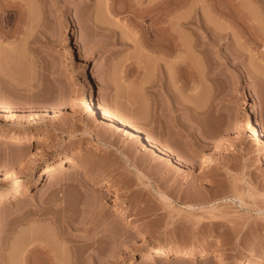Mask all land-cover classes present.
<instances>
[{"label":"rangeland","instance_id":"obj_1","mask_svg":"<svg viewBox=\"0 0 264 264\" xmlns=\"http://www.w3.org/2000/svg\"><path fill=\"white\" fill-rule=\"evenodd\" d=\"M130 1H24L36 18L26 4L2 11L0 133L42 139L0 140V191L16 189L0 202V264H49L45 242L66 243L68 264H220L203 251L249 264L264 255V146L251 126L257 113L264 129V0H175L173 9ZM234 1L238 20L216 18L214 6ZM181 54L195 62L192 75L183 71L189 82L178 77ZM92 98L174 156L159 158L93 110ZM62 157L82 165L40 177ZM159 243L196 253L143 263Z\"/></svg>","mask_w":264,"mask_h":264},{"label":"bare ground","instance_id":"obj_2","mask_svg":"<svg viewBox=\"0 0 264 264\" xmlns=\"http://www.w3.org/2000/svg\"><path fill=\"white\" fill-rule=\"evenodd\" d=\"M1 1V3H0V31L2 30V25H3V12L5 11V10H7L8 8L7 7H12V6H23V4H24V1L25 2H27V1H30L31 2V0H22V1H19V0H0ZM130 1V0H129ZM217 0H215V2H214V5H215V3H217L216 2ZM231 1H233V0H231ZM230 1V2H231ZM113 2H114V0H113ZM112 2V3H113ZM131 2V4L129 3V5H131L132 7H134L136 4H137V0H131L130 1ZM106 3V5H108L110 2H109V0H108V2H105ZM108 3V4H107ZM112 3H110V4H112ZM232 3H234V4H232L233 6H229L231 9H230V11H229V7L228 8H223V7H220V6H218V4H217V6H214V10H215V13H216V15H217V17L216 18H218L219 20L220 19H222L223 21H232V22H235L234 20L236 19V18H239L238 16H237V14H240V13H237L238 11L239 12H241L239 9H241V8H239V6H240V1L239 2H232ZM26 5H27V7H28V11H30L31 9H32V7H31V9L29 10V8H30V5H29V2H28V4L27 3H25ZM25 4H24V6H25ZM231 4V3H230ZM157 5L158 6H161L162 8H165V9H170V8H176V7H178V3L175 1V0H159V2H157ZM7 6V7H6ZM23 6V7H24ZM32 6V5H31ZM110 6V5H109ZM242 6V5H241ZM240 6V7H241ZM26 7V6H25ZM24 7V8H25ZM7 8V9H6ZM239 8V9H238ZM10 9V8H9ZM12 9V8H11ZM20 9V8H19ZM26 9V8H25ZM134 9H137V8H134ZM13 10V9H12ZM20 10H24V9H20ZM27 10V9H26ZM238 10V11H237ZM3 11V12H2ZM33 11H34V9H33ZM237 11V12H236ZM6 12V11H5ZM12 12V11H11ZM21 12V11H20ZM31 12V11H30ZM237 14H236V13ZM22 13H24V14H21V17L22 18H24V16H22V15H25V14H27V11H25V12H22ZM33 13H35V12H33ZM32 12H31V14H33ZM233 13H235V17H234V15H232ZM243 13V12H242ZM241 13V16H240V18H246L243 14ZM7 14V13H6ZM12 14V13H11ZM30 14V13H29ZM29 14H27V15H29ZM26 15V16H27ZM6 16V15H5ZM4 16V17H5ZM8 17L10 16L9 14L7 15ZM33 16L35 17L36 16V13L35 14H33ZM16 17V16H15ZM21 17H20V19L19 20H21ZM34 17H31V18H33L32 20H35L34 19ZM26 18V17H25ZM24 18V19H25ZM27 18H30V16L28 17L27 16ZM36 18V17H35ZM5 20H6V18H5ZM15 20V19H14ZM31 20V22H34V21H32ZM236 20H238V19H236ZM9 21V20H8ZM8 21H6V22H8ZM12 21V20H11ZM22 21V20H21ZM27 21L28 20H26V23H27ZM28 22H30V21H28ZM31 22H30V24H31ZM5 29V28H4ZM3 29V30H4ZM2 30V31H3ZM174 30V29H173ZM218 29H216V33H214V34H216L215 36H219V34H220V36H221V34H222V32L221 33H219L218 31H217ZM220 30V29H219ZM1 31V32H2ZM7 31V30H6ZM171 31V30H170ZM215 31V30H214ZM222 31V30H221ZM3 33V32H2ZM4 33H5V30H4ZM207 33V32H206ZM6 35H8L7 33H6ZM5 35V36H6ZM165 35H166V38L167 39H169L170 41H173L175 44H177L176 43V39L178 40V38H177V36H176V34H175V32L174 31H172V32H169V30L168 29H165ZM0 36H3V34L1 35L0 34ZM5 36H3V37H5ZM206 37V36H205ZM214 37V36H213ZM216 37V38H217ZM2 39H5V38H2ZM1 40V39H0ZM2 41V40H1ZM0 41V42H1ZM3 42V41H2ZM1 42V46H0V48H3L2 47V43ZM4 46V45H3ZM176 47H179V45L177 44L176 45ZM1 51V50H0ZM2 52V51H1ZM0 52V53H1ZM2 54V53H1ZM1 56V60H0V66H2L1 64V62H3V56L2 55H0ZM177 57H179V54L177 55ZM194 61H193V59H188V58H186L184 55H180V59H179V61H178V66H179V69H180V73H179V78L181 79V78H183L184 76H183V71H186V73L189 71H191L190 72V74L189 75H192L193 74V69L195 68L194 67ZM1 68V67H0ZM192 73V74H191ZM194 73H195V71H194ZM185 74V73H184ZM189 75L187 76V74H185V77H188V78H186V80L187 79H189V78H191L192 79V76L191 77H189ZM185 79V78H184ZM190 81V79L188 80V82ZM184 82H185V80H184ZM218 88V87H217ZM217 95H219V92H218V94ZM220 95H221V93H220ZM4 96V95H3ZM18 103H20V102H18ZM25 103V102H24ZM91 103H92V108H93V110H97V112L99 111V114H101V116L103 117V118H105V119H107L108 121H110L112 124H114L115 126H117V128L118 129H120V130H124L125 132H127V133H129V134H131L132 136H134L135 138H137V139H139V140H143V141H145V143L147 144V146L150 148V149H155L156 151H157V154L159 155V158H161V159H167V158H170V157H172V156H174V152L170 149H165V148H163L162 147V145H160V143H159V141L154 137V136H152V134L150 135V134H146L144 131H142L141 130V128H139V127H136L135 125H133V124H131L130 122H128L125 118H123L122 116H120L119 114H117V113H115L114 111H112L111 109H109L106 105H102V104H99V106H97V103H96V99L95 98H92V100H91ZM17 104V103H16ZM16 106V105H15ZM21 106L22 107H24V104H20V105H18V106H16V107H18V108H20L21 109ZM28 106H30V104H28ZM10 107H14V105L12 106H10ZM27 107V106H26ZM31 107V106H30ZM15 108V107H14ZM29 108V107H28ZM256 111V110H255ZM257 112V111H256ZM251 126H252V128L254 127H256V128H258V130H257V133H258V137H259V142H261L262 144H263V146H264V129L262 128V126H261V123H260V118H259V115L257 114V113H255V118H253L252 120H251ZM40 139H42V138H40L39 136H35V135H29V136H24V135H9V134H6V133H0V140H10V142H12V143H15V144H20V145H25V144H33V143H36L37 141H40ZM82 165V162L80 161V159L79 158H77V157H67V158H64V157H62V158H60V160L58 161V163L56 164V165H54L53 167H51L50 169H47V170H45V171H43V172H41V174H40V177H42V176H46V174H47V178H50V179H54V178H57V177H59V176H61L63 173H65V171L68 169V168H70L71 170H76L78 167H80ZM72 176H73V174L72 173H70ZM39 177V178H40ZM112 188V186L111 185H108V187L106 188V190H108V189H111ZM17 191H19V190H17ZM16 192V189H15V186L13 185V184H11L10 185V187L9 188H7V189H4V190H1L0 191V202L3 200V199H5V198H7V197H10V196H12L14 193ZM21 195V194H20ZM115 214L117 215V216H126V214H127V212L124 210V209H122V208H118L117 209V211H115ZM119 219H115V224L117 225V226H119L120 225V222L118 221ZM119 224V225H118ZM125 225H123V227L125 226V227H128L129 229H136V228H138V226L136 225V224H134V225H131V223L129 222H127V224L126 223H124ZM70 226H71V224L70 225H68V224H66V225H61V227H62V230L63 231H65V229H70ZM110 229V228H109ZM64 235V234H63ZM62 236V235H61ZM63 237V236H62ZM61 237V238H62ZM63 239H64V237H63ZM68 240V239H67ZM64 242H65V240H64ZM68 242V241H67ZM44 243V242H43ZM63 243V242H62ZM90 243V242H89ZM92 243L93 242H91V244H89L90 246L92 245ZM47 244H49V243H47ZM46 244V242L44 243V245L43 244H40V249L42 250V252H44V253H42V255L44 254L46 257H47V261H48V263L49 264H65V262H66V264H68L67 263V260H66V258H65V262L63 261V259H64V257L67 255V253H69V251H68V249H66L67 247H65L67 244L66 243H64L65 245H63V246H61V248L63 247V251H64V253H62L63 251H61V249H60V247H57V248H59L60 250V252H58V249L55 247H52L51 246V244H50V246L49 245H47ZM61 244V243H60ZM94 245V244H93ZM89 247V246H88ZM70 249H72L71 247H69ZM55 249H57V250H55ZM57 251V252H56ZM71 251V250H70ZM58 253V254H57ZM171 253H174L175 254V257H177L178 259H183V258H186V257H188V255H193V254H195L196 253V251L195 250H193L191 247H184V248H182V249H180V250H178V251H173V249H172V247L170 246V245H166V244H162V243H159V244H157V245H149L148 246V249L146 250V252L143 254V256H142V260H143V263H148V262H151L152 261V259H154V257L155 256H158V255H160V256H163V257H168ZM59 254H61V256H62V254H63V258H61L60 256H59ZM64 254H65V256H64ZM213 255V257L217 260V261H219V263L220 264H228L227 263V261H226V258H225V256L222 254V253H220V252H217V251H215L214 253H212V252H210V251H203L202 253H201V259L202 260H204V259H206L209 255ZM70 255V254H69ZM68 255V256H69ZM68 256H66V257H68ZM63 261V263H62V261ZM249 264H264V255L262 256V257H258V259L255 261V262H252V263H249Z\"/></svg>","mask_w":264,"mask_h":264}]
</instances>
